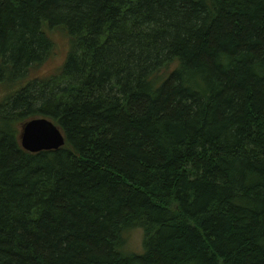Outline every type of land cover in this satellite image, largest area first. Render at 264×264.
<instances>
[{"label": "trees", "instance_id": "1", "mask_svg": "<svg viewBox=\"0 0 264 264\" xmlns=\"http://www.w3.org/2000/svg\"><path fill=\"white\" fill-rule=\"evenodd\" d=\"M54 30L0 102V264H264V0H0V82Z\"/></svg>", "mask_w": 264, "mask_h": 264}, {"label": "rangeland", "instance_id": "2", "mask_svg": "<svg viewBox=\"0 0 264 264\" xmlns=\"http://www.w3.org/2000/svg\"><path fill=\"white\" fill-rule=\"evenodd\" d=\"M45 32L53 43L52 52L43 63L31 68L24 77L16 81H11L9 77L3 78V82H0V102H4L11 94L18 92L23 86L33 83V80L57 75L63 67L69 52L68 37L61 30ZM23 125L19 127L20 131H22ZM124 236L127 240L125 251L133 254H141L143 251L142 231L140 229H132L127 231Z\"/></svg>", "mask_w": 264, "mask_h": 264}, {"label": "water", "instance_id": "3", "mask_svg": "<svg viewBox=\"0 0 264 264\" xmlns=\"http://www.w3.org/2000/svg\"><path fill=\"white\" fill-rule=\"evenodd\" d=\"M20 144L24 151L36 154L63 148L65 138L59 128L51 121L45 118H37L23 125Z\"/></svg>", "mask_w": 264, "mask_h": 264}]
</instances>
